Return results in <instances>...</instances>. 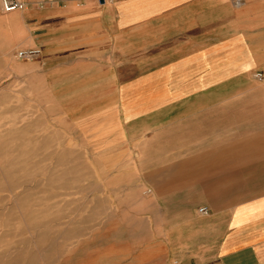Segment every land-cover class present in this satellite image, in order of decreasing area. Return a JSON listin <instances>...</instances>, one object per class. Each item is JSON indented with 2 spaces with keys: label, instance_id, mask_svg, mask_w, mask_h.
<instances>
[{
  "label": "crops",
  "instance_id": "1",
  "mask_svg": "<svg viewBox=\"0 0 264 264\" xmlns=\"http://www.w3.org/2000/svg\"><path fill=\"white\" fill-rule=\"evenodd\" d=\"M28 5L31 76L69 133L131 159L165 216L190 211L186 264H264V102L231 100L264 77V0Z\"/></svg>",
  "mask_w": 264,
  "mask_h": 264
},
{
  "label": "rangeland",
  "instance_id": "2",
  "mask_svg": "<svg viewBox=\"0 0 264 264\" xmlns=\"http://www.w3.org/2000/svg\"><path fill=\"white\" fill-rule=\"evenodd\" d=\"M23 1L8 13L0 5V264H186L190 211L165 216L159 191L136 186L131 159L101 156L69 133L46 79L31 76L38 57L17 58L30 41L21 12L48 2ZM255 77L231 100L264 102V77Z\"/></svg>",
  "mask_w": 264,
  "mask_h": 264
},
{
  "label": "built area",
  "instance_id": "3",
  "mask_svg": "<svg viewBox=\"0 0 264 264\" xmlns=\"http://www.w3.org/2000/svg\"><path fill=\"white\" fill-rule=\"evenodd\" d=\"M236 4L243 3L245 0H234ZM1 8L4 12H13L16 10L24 9L26 6V3L23 0H0ZM40 54V51L35 48L31 49H25V50H19L17 52V58L19 59H33L35 57H38ZM258 77H261V73L256 74ZM199 212L202 214L206 213V208L201 207L199 208Z\"/></svg>",
  "mask_w": 264,
  "mask_h": 264
},
{
  "label": "bare ground",
  "instance_id": "4",
  "mask_svg": "<svg viewBox=\"0 0 264 264\" xmlns=\"http://www.w3.org/2000/svg\"><path fill=\"white\" fill-rule=\"evenodd\" d=\"M16 15H18V14H15L14 16H16Z\"/></svg>",
  "mask_w": 264,
  "mask_h": 264
}]
</instances>
